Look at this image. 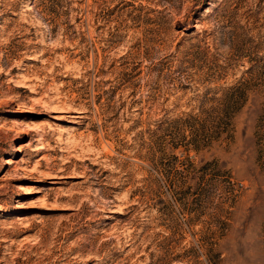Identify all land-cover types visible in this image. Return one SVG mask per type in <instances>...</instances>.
Wrapping results in <instances>:
<instances>
[{"label":"rangeland","instance_id":"374dc122","mask_svg":"<svg viewBox=\"0 0 264 264\" xmlns=\"http://www.w3.org/2000/svg\"><path fill=\"white\" fill-rule=\"evenodd\" d=\"M0 264H264V0H0Z\"/></svg>","mask_w":264,"mask_h":264},{"label":"bare ground","instance_id":"6f19581e","mask_svg":"<svg viewBox=\"0 0 264 264\" xmlns=\"http://www.w3.org/2000/svg\"><path fill=\"white\" fill-rule=\"evenodd\" d=\"M19 87L21 88V86H18V88H19ZM77 111H78V110H77Z\"/></svg>","mask_w":264,"mask_h":264}]
</instances>
